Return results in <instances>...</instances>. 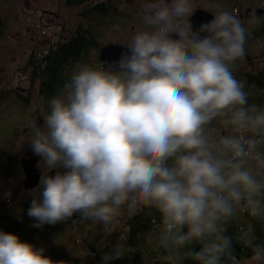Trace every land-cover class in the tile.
Returning a JSON list of instances; mask_svg holds the SVG:
<instances>
[{"label": "clouds", "instance_id": "clouds-1", "mask_svg": "<svg viewBox=\"0 0 264 264\" xmlns=\"http://www.w3.org/2000/svg\"><path fill=\"white\" fill-rule=\"evenodd\" d=\"M192 14V0H146V30L115 71L78 65L42 125L30 123L32 152L56 170L40 177L33 227L79 213L110 235L123 209L147 208L170 264L184 248L196 264H240L225 232L244 214L264 220V106L233 74L245 55L241 20L221 10L193 30ZM254 240L249 264H264ZM44 251L0 232V264H55ZM125 252L117 244L102 259Z\"/></svg>", "mask_w": 264, "mask_h": 264}, {"label": "rangeland", "instance_id": "rangeland-1", "mask_svg": "<svg viewBox=\"0 0 264 264\" xmlns=\"http://www.w3.org/2000/svg\"><path fill=\"white\" fill-rule=\"evenodd\" d=\"M98 1L102 0H0V232L15 234L22 242L37 249L43 248L44 255L55 264H115L112 260L103 261L102 257L107 245L114 248L117 244L126 249L123 264H148L155 258L164 260L165 254L157 242L158 230L154 226L143 234L138 246L130 245V215L126 208L110 235L104 233L105 226L99 221L82 217H72L66 222L41 228L32 226L36 223L33 218L22 225L19 223L25 204L33 195L39 194V182L32 189H25L22 185L21 154L30 148V123L42 125L53 98L46 99L39 90V81L30 76V60L42 59L50 46L69 38L79 26L91 29L100 45L110 41L129 44L134 35L131 24L140 19L136 14L133 20L128 16L139 6L138 0H111L113 8L108 15L94 14L88 9L90 4ZM250 42L245 55L234 62L233 74L245 83L246 90L254 87L263 98L260 102H250L264 106V85L259 87L256 82L248 83L250 74L263 75L264 79V33ZM102 62L96 47H88L85 56L67 65L68 77L70 79L78 65L108 70ZM62 93L63 87L54 97ZM36 166L41 175L55 174V169L48 173L41 158ZM251 223V217L244 214L229 225L239 229L240 237L247 240ZM184 251L187 248L176 252L175 264L189 262L191 258L185 256ZM249 258L240 264H249Z\"/></svg>", "mask_w": 264, "mask_h": 264}, {"label": "trees", "instance_id": "trees-1", "mask_svg": "<svg viewBox=\"0 0 264 264\" xmlns=\"http://www.w3.org/2000/svg\"><path fill=\"white\" fill-rule=\"evenodd\" d=\"M111 8H113L111 0L98 1L97 3L90 4V6L88 7V9L91 12H94V14L106 15L110 14ZM1 26L2 15L0 14V33ZM102 46L103 45H100L95 40L94 32L91 29L79 26L69 38L65 39L64 41H57L54 45H52V47L50 46L42 59L36 58L30 60V76H35V78L39 81V90L46 99L54 97L69 79L66 71L67 65L70 62L79 60L83 56H85L88 47H96L99 56V51ZM100 60L105 61L102 59ZM102 64L108 70L115 71V68L112 67L109 63V66L103 62ZM256 74H250V80H248V83L252 84V82H256L257 85L261 87L264 85L262 84L264 80L262 78L263 75ZM247 90H251L254 93V95L250 97V100H259V102L262 101L263 98L256 93L254 87H249ZM30 204L31 200L24 206L22 215L19 218V223L21 225L26 223L31 218L27 215ZM73 217H76L77 219L81 218L79 213L75 214ZM154 218L158 223V214L155 212V210L147 208L137 212V214L134 216H130V218L128 219V240L130 245H139L142 240L143 234L147 233L155 226V224L153 223ZM251 220L252 230L247 240L254 237V243L264 244V220L255 218H251ZM240 232L241 231L239 229L234 228L232 225H228L225 232L226 235L233 237L234 255L238 258L239 262L245 258L251 257L252 255V247L247 245V240H244L240 237ZM192 246V248H194L195 250H199V244H193ZM113 249L114 248L112 247V245H107L105 253H110L113 251ZM162 251L164 253L163 249ZM97 258H99V251H97ZM125 259L126 255L124 254L121 258L114 259L112 261L115 264H123L124 262H126ZM188 261L189 262H186V264H196V262L191 259H189ZM148 264H170V262L155 258Z\"/></svg>", "mask_w": 264, "mask_h": 264}, {"label": "flooded vegetation", "instance_id": "flooded-vegetation-1", "mask_svg": "<svg viewBox=\"0 0 264 264\" xmlns=\"http://www.w3.org/2000/svg\"><path fill=\"white\" fill-rule=\"evenodd\" d=\"M138 1L139 6L133 10V13H131L130 15L128 14L129 19L132 20L134 18V14L140 16V19L138 21L133 20L134 23L131 24V30L133 34H135L137 31H143L145 29L142 21V15L143 4L146 2V0ZM165 2L167 3L168 0H165ZM192 6L193 14L197 11L201 14L203 13L204 17L207 20H211L213 16L221 10L234 13L238 17V19L241 20L243 26L247 29V39L244 45L245 50L251 44L250 40L252 38H256L264 33V0H192ZM249 21L253 22L249 23ZM135 25H137L136 28ZM103 63L109 66L106 60L103 61Z\"/></svg>", "mask_w": 264, "mask_h": 264}, {"label": "water", "instance_id": "water-1", "mask_svg": "<svg viewBox=\"0 0 264 264\" xmlns=\"http://www.w3.org/2000/svg\"><path fill=\"white\" fill-rule=\"evenodd\" d=\"M207 20L203 13L195 12L190 17V23L193 30H198L199 26L203 23H207ZM128 45L109 42L103 45L99 51V57L102 60H106L112 67V62L118 60L121 53L127 50ZM39 156L35 155L31 148H26L21 154L20 163L22 166L24 179L22 185L25 189H32L36 186L40 180L41 170L36 166Z\"/></svg>", "mask_w": 264, "mask_h": 264}]
</instances>
